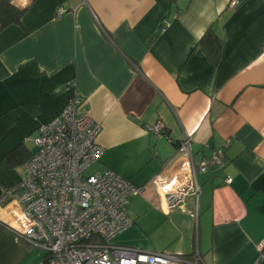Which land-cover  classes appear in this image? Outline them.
I'll return each mask as SVG.
<instances>
[{
  "label": "crops",
  "instance_id": "1",
  "mask_svg": "<svg viewBox=\"0 0 264 264\" xmlns=\"http://www.w3.org/2000/svg\"><path fill=\"white\" fill-rule=\"evenodd\" d=\"M14 4L27 12L0 33V197L24 180L39 127L79 94L102 124L104 154L92 169L144 188L130 197L133 225L114 243L198 249L206 264H264V0ZM210 28L223 40L219 64L199 44ZM158 120L170 138L148 133ZM188 135L196 164L222 147L227 164L199 172L198 201L169 210L154 180L187 172L178 145ZM18 215L16 204H0V264H18L31 249L10 229Z\"/></svg>",
  "mask_w": 264,
  "mask_h": 264
},
{
  "label": "built area",
  "instance_id": "2",
  "mask_svg": "<svg viewBox=\"0 0 264 264\" xmlns=\"http://www.w3.org/2000/svg\"><path fill=\"white\" fill-rule=\"evenodd\" d=\"M244 1L230 0L229 5L236 7ZM66 11L61 7L58 14ZM170 26L171 21L165 19L162 29ZM83 105L84 99L75 94L61 114L40 126L32 138L36 147L24 163V180L0 197V204L14 203L19 211L20 226L10 229L20 240L45 252L41 264H206L198 249L185 255L112 242L133 225L128 213L130 197L144 188L111 169L88 171L100 160L104 147L97 142L102 124ZM146 129L157 137H168L162 120ZM192 141L188 135L178 145L179 152L190 159L187 172L180 178L160 173L154 180L169 210L184 205L188 197L198 201L199 172L226 167L225 147L196 164ZM232 179L228 176L225 181L229 184ZM260 250L264 255V239Z\"/></svg>",
  "mask_w": 264,
  "mask_h": 264
},
{
  "label": "trees",
  "instance_id": "3",
  "mask_svg": "<svg viewBox=\"0 0 264 264\" xmlns=\"http://www.w3.org/2000/svg\"><path fill=\"white\" fill-rule=\"evenodd\" d=\"M26 12L27 9L18 8L14 4V0H0V33L11 25L22 24V18ZM199 44L206 48L213 62L219 64L223 48L222 37L219 36L214 29L210 28L202 36ZM167 136V138H170L168 132ZM10 158H13V156Z\"/></svg>",
  "mask_w": 264,
  "mask_h": 264
},
{
  "label": "rangeland",
  "instance_id": "4",
  "mask_svg": "<svg viewBox=\"0 0 264 264\" xmlns=\"http://www.w3.org/2000/svg\"><path fill=\"white\" fill-rule=\"evenodd\" d=\"M88 171L89 172H95L94 169H92V167ZM11 231L17 236V234L13 230H11ZM118 240H120L119 237L117 238V240H115L113 238L112 242H114V241L118 242ZM21 242L23 244H25L26 246H30L31 249H30V251L28 253H26L23 256V259L18 264H41V262H42V260H43V258L45 256V252L43 250H41L40 248L36 247V246L29 245L27 242H25L23 240Z\"/></svg>",
  "mask_w": 264,
  "mask_h": 264
}]
</instances>
